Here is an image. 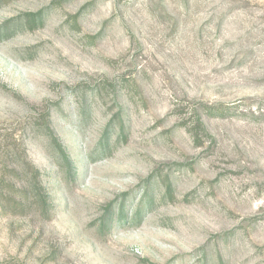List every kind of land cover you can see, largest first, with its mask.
<instances>
[{
    "label": "rangeland",
    "instance_id": "374dc122",
    "mask_svg": "<svg viewBox=\"0 0 264 264\" xmlns=\"http://www.w3.org/2000/svg\"><path fill=\"white\" fill-rule=\"evenodd\" d=\"M0 264H264V0H0Z\"/></svg>",
    "mask_w": 264,
    "mask_h": 264
},
{
    "label": "trees",
    "instance_id": "16d2710c",
    "mask_svg": "<svg viewBox=\"0 0 264 264\" xmlns=\"http://www.w3.org/2000/svg\"><path fill=\"white\" fill-rule=\"evenodd\" d=\"M92 4V2L91 3H87L85 6H83L82 8H81V10L78 12V13H76L75 14V16L76 17H79V16H81L82 15V13H83V11L85 10V8L88 6V5H91ZM36 15H39L38 13L37 14H33V13H29L28 14V17H27V21L28 22H31V20H34V17L36 16ZM204 111H203V113L204 114H207L208 116H211V117H220V116H223V115H225L224 114V109L222 108V105L221 106H218V105H212V106H210L209 104H204V109H203ZM203 113H200V114H198L197 115V117H196V123H195V125H194V127H189V132L191 133V135H192V138H193V140L195 141V142H198V140L201 138V136H200V129H202V130H204V131H206L207 132V129H206V126H205V123H204V118H203ZM58 146L60 147V149L62 150V153H64L65 154V151H64V149L61 147V145L60 144H58ZM39 173V171L38 170H33L32 171V175H34V177H33V179H31V180H35L36 181V183L38 182V174ZM36 185H35V190H37L36 189ZM39 190V189H38ZM167 191L168 192H170V188L169 189H167ZM41 193V191L40 192H38V196L39 197H42V195L40 194Z\"/></svg>",
    "mask_w": 264,
    "mask_h": 264
}]
</instances>
